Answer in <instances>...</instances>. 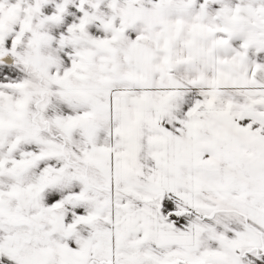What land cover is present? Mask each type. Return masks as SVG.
Returning <instances> with one entry per match:
<instances>
[{
	"label": "snow or ice",
	"instance_id": "snow-or-ice-1",
	"mask_svg": "<svg viewBox=\"0 0 264 264\" xmlns=\"http://www.w3.org/2000/svg\"><path fill=\"white\" fill-rule=\"evenodd\" d=\"M0 264H264V0H0Z\"/></svg>",
	"mask_w": 264,
	"mask_h": 264
}]
</instances>
